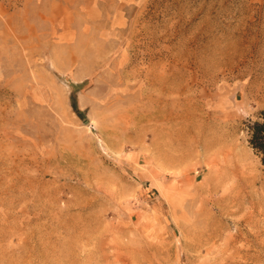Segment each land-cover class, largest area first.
Listing matches in <instances>:
<instances>
[{"label": "rangeland", "instance_id": "374dc122", "mask_svg": "<svg viewBox=\"0 0 264 264\" xmlns=\"http://www.w3.org/2000/svg\"><path fill=\"white\" fill-rule=\"evenodd\" d=\"M262 109L264 0H0V264H264Z\"/></svg>", "mask_w": 264, "mask_h": 264}, {"label": "bare ground", "instance_id": "6f19581e", "mask_svg": "<svg viewBox=\"0 0 264 264\" xmlns=\"http://www.w3.org/2000/svg\"><path fill=\"white\" fill-rule=\"evenodd\" d=\"M255 164L250 162L246 155H240L234 148L223 150L221 157L210 160L209 168L212 171H210V182L215 188L225 191L227 197L241 200L256 198L258 202H262L264 201V175L257 170Z\"/></svg>", "mask_w": 264, "mask_h": 264}, {"label": "trees", "instance_id": "16d2710c", "mask_svg": "<svg viewBox=\"0 0 264 264\" xmlns=\"http://www.w3.org/2000/svg\"><path fill=\"white\" fill-rule=\"evenodd\" d=\"M72 106L79 113L74 102ZM245 123L248 143L264 164V109L259 111L255 119H248Z\"/></svg>", "mask_w": 264, "mask_h": 264}]
</instances>
